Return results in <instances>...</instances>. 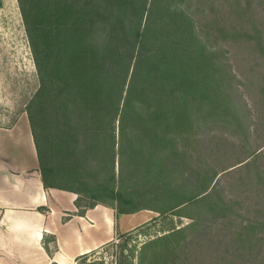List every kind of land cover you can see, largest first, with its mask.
Segmentation results:
<instances>
[{"label":"trees","instance_id":"16d2710c","mask_svg":"<svg viewBox=\"0 0 264 264\" xmlns=\"http://www.w3.org/2000/svg\"><path fill=\"white\" fill-rule=\"evenodd\" d=\"M19 1L40 82L28 117L45 188L77 194L82 216L101 204L117 216L157 213L152 224L192 220L143 245L140 264H165L201 225L190 211L224 204L215 181L228 169L187 147L232 115L226 64L180 8L186 0ZM98 168L105 182L90 179Z\"/></svg>","mask_w":264,"mask_h":264},{"label":"rangeland","instance_id":"374dc122","mask_svg":"<svg viewBox=\"0 0 264 264\" xmlns=\"http://www.w3.org/2000/svg\"><path fill=\"white\" fill-rule=\"evenodd\" d=\"M180 8L226 64L234 110L225 119L210 120L199 142L187 147L212 168L228 169L215 181L224 204L215 210L190 211L201 225L168 252L165 264H264V0H186ZM39 87L20 1L0 0V125H13L31 108L35 115L33 101ZM115 169L119 174L118 160ZM98 171L90 179L105 182V172ZM157 216L148 211L119 216V236L84 261L140 264L146 242L193 222L169 215L150 223ZM246 225L248 233L241 241L237 232ZM128 231L129 236H122Z\"/></svg>","mask_w":264,"mask_h":264},{"label":"crops","instance_id":"0c3cea01","mask_svg":"<svg viewBox=\"0 0 264 264\" xmlns=\"http://www.w3.org/2000/svg\"><path fill=\"white\" fill-rule=\"evenodd\" d=\"M77 198L45 188L27 115L0 125V264H77L115 240L116 211L100 204L82 216Z\"/></svg>","mask_w":264,"mask_h":264}]
</instances>
